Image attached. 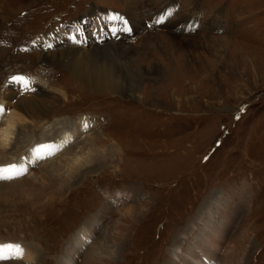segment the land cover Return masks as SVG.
<instances>
[{"label":"rangeland","instance_id":"1","mask_svg":"<svg viewBox=\"0 0 264 264\" xmlns=\"http://www.w3.org/2000/svg\"><path fill=\"white\" fill-rule=\"evenodd\" d=\"M93 8L124 11L134 27L115 40L121 57L86 65L121 76L116 93L39 61L60 47L39 50L40 35L103 12ZM17 9L1 17L0 95L11 77L35 81L30 92L52 109L42 125L17 123L19 132L51 136L63 122L73 136L35 162L43 178L0 179V246L34 250L31 264H264V0H31ZM84 22L72 26L93 25ZM170 33L211 43L188 56L164 47ZM154 62L161 70L144 75ZM20 142L0 168L29 151ZM91 146L115 153L71 174L72 153ZM55 165L63 178L53 182L44 171ZM4 255L0 264H25Z\"/></svg>","mask_w":264,"mask_h":264},{"label":"bare ground","instance_id":"2","mask_svg":"<svg viewBox=\"0 0 264 264\" xmlns=\"http://www.w3.org/2000/svg\"><path fill=\"white\" fill-rule=\"evenodd\" d=\"M29 1H31V0H0V23L2 20L1 17H3L2 14H9L11 12H15V10L17 8L19 9V7L23 3H28ZM135 9H136V7H135ZM79 20H81L80 23L82 24V22H84L86 20V18L80 17ZM132 28H134L133 24H132ZM215 29L216 28H213V30H215ZM56 32H57V30L54 33L55 37H62V36L56 34ZM92 33H93L92 27H89V26L82 29V31H81V34L88 36L87 38L89 39L88 42L86 43V45H83V46L89 45L86 48L81 47V46H75L72 44L71 45H64V44H67V42L64 41V43H59L60 47L56 48L52 52L53 55L49 54L50 51L47 53L43 50L41 52V54L39 55L41 58L39 61L40 62L43 61V62L47 63L48 66L45 65V63H43L45 67H49L51 65H57V64L63 65L64 67H67V69L70 71V74L77 77V79L78 78L84 79L88 86H90V87H92L98 91H104V92L106 91V92L116 93V91L124 90L125 84L117 78V77H121L117 73H113L111 70H108V69H99L96 71V73H94V72H91V70L86 68L88 61L91 60L92 59L91 57H93V56H98V55L103 54L104 57L113 56V55L121 57L123 54V53H121L122 48H120V47H123L124 45L123 46H117L118 44H115V40L113 41V39H111L109 41H105L101 44H97V43L92 44V42L94 41L92 39V37H93ZM50 38L51 37H49L47 35V33L43 34L42 38L39 41H41L43 39V42L45 44H42L39 42V44H38L39 50L43 49V48L45 49V45L50 41ZM123 39H131V38H123ZM210 43H211L210 41L208 43H205L201 37L194 36L192 38H189L186 36L182 37V36H178V35H172V33H170L169 37H167L165 44H163V45H164V47H167V45L169 47H170V45H173L177 49L180 48V49L185 50L187 52V50H189V49H193V48H197V47H201V46L202 47H206L208 45L210 46ZM187 53H188L187 54L188 56L191 55V52L190 53L187 52ZM134 55H135V53H134ZM126 56H128V55H126ZM125 58L129 59V56L125 57ZM130 58H133V57L130 56ZM99 61H102V60H99ZM151 69H153L154 71L161 70V66L159 64H157V62L156 63L154 62L149 69L143 70V74L145 75L146 73H150ZM132 70L137 71L136 67H133ZM139 74H140V72H139ZM114 76H116V77H114ZM5 85H7L6 86L7 90H6V88H3L4 94L0 95V109H2V110H0V159L5 158L9 149L13 148V145H15L17 142L21 141L20 143H22V146L24 144L29 145V147L27 146L28 148L24 147V151L26 149H29V151L26 153L22 152V154H20V158L16 162L17 167L26 169L28 173H32L34 175V178L40 177L39 179H41V178H43V176L41 177V172L43 170H39L38 166H36L35 169H32L34 167L33 165L35 164V162L38 159H42V158H38L36 156L34 150L36 148L42 146V145H51L52 146L51 149H42V155L45 158L48 155H50L49 152L51 154H53V153L57 152L59 149L64 148L62 146L64 145V143L67 140L69 141L72 138L73 131H72V129L70 130V127L66 128V126L63 124V122H60L61 125L58 127L57 126H54V127L50 126L51 129H54L53 133L56 132V134H51V136L48 135L49 131H51L50 129H47L49 131H47V130L45 132L42 131L41 133H39V135H36V133L30 135L32 131L29 132L30 130L29 129L25 130L24 127L21 128L22 132H19L20 129L17 128V123H23V124L32 123L33 125H42V124H44V122H42V121H44L45 118L48 117L52 108L50 109L45 98H43L42 96H39V95H41L40 93L30 92L29 89L24 90L20 84L14 82L13 80H11V81L7 80V82H5ZM9 85H10V88H9L10 90L8 89ZM33 86L34 85L31 83V88ZM15 88H18L20 90L15 91ZM20 92H24V93H20ZM14 94H18L19 97H17L18 95L15 96ZM6 96H8V98L10 99L8 104H5L3 102L4 98H6ZM137 97H139V94L137 95ZM6 101H7V99H6ZM15 107H17V108H15ZM3 116H5V119H3ZM83 124H85V123H83ZM45 133H46V135H44ZM19 135H22V136L19 138ZM13 136H15L14 139L12 138ZM11 141H12V143H11ZM85 141H87L86 138H84V140L82 141V144L84 146L89 143V141L87 143ZM89 144H91V143H89ZM79 145H81V144H79ZM79 145H77L78 146L77 148H79ZM80 147H82V146H80ZM6 150H7V152H6ZM114 153L115 152H113L110 155H113ZM72 154L73 155L71 156L69 163L67 162V164H65V165H67L68 167H71L74 164L77 165V168H75V170L71 173V174H73L75 172V176H77L76 173L78 174V169H79V167H81L80 165H83L84 161H86L87 163L90 162L91 166H93V165L98 164V162H101L103 159L108 158V156H110L109 154H107L105 152L98 151L96 148H94L92 146L86 148V150L80 149V151L73 152ZM44 162L45 161H43V163ZM11 165L12 164L6 163L5 167L11 166ZM44 165L45 164H41L42 169H43V167H45ZM51 166H52V164H51ZM60 168H61L60 165H55L51 169L47 170V168H46L44 172L47 175L52 174V176L54 178L51 181L55 182L54 180L58 179V177H56V175L59 176V174L61 172H63ZM59 170H61V172ZM25 172H24V174H25ZM20 176H22V175H20ZM61 176L62 175L60 174V177ZM67 177H71L72 181L76 180L72 176H67ZM61 178H63V176ZM5 180H7V179H5ZM56 182H58V181H56ZM66 182H67V180H66ZM59 185H62V184L58 183L57 188L59 187ZM62 186H64V185H62ZM82 239H83L82 233L77 232L75 234L74 244L78 243V247H80L82 245V242H81ZM85 240L86 239H84V241ZM7 243L10 244V241H7ZM18 244H20V243H18ZM25 247H27V246H25ZM20 249L22 250V253L19 255H16L14 253H9V252H5L4 254H8V255H11L13 257H19L22 260V262L25 264L34 263V260H35V254L33 252L34 250H31L28 247L23 248V249L20 248ZM89 250H91V249H89ZM94 250H95V248H94ZM36 257H39V256H36ZM37 262H39V261H37ZM67 262L68 261L66 260L65 264H67ZM69 264H72V263H69Z\"/></svg>","mask_w":264,"mask_h":264},{"label":"crops","instance_id":"3","mask_svg":"<svg viewBox=\"0 0 264 264\" xmlns=\"http://www.w3.org/2000/svg\"><path fill=\"white\" fill-rule=\"evenodd\" d=\"M103 9H105V8H103ZM90 11H92V13H94V12L103 11V10L98 9L96 11L95 8H93V9H90ZM97 13L93 14L95 17L94 19H89L88 16L83 17V18H86L85 21H87V23H92L96 27L95 31L92 30L93 31L92 35H93V37L95 36L93 38V40L98 39V38H103L106 40L107 39L116 40V39H123V38L129 37V35H128L129 30L127 28H125L124 25L127 23L129 24L130 19L127 17V15L124 11L106 8L105 11L100 12L98 14ZM93 15L91 14L89 16H93ZM113 17H118V18L114 19ZM78 20H79V18L78 19L75 18L72 20L64 19L62 24L65 25V27H64V29L63 28L62 29H63L65 34H63V33L60 34V36H62V37H55L54 36V33H55L54 31H56L55 28L58 26V23H56V25L54 27H52L51 30L44 32L43 34L47 33V35L49 37H51L50 41L45 46H49V47L53 48V47H55L56 42L57 43H64V41L67 42V44H64V45H69V44L71 45L72 44V45L78 46L73 41L71 42V40H75V41L76 40H89L87 38L88 36L81 34V31L83 28H81L80 26L79 27L72 26V25L80 24L81 20H79V21ZM91 20H93V21H91ZM114 24H118V25L120 24V26L114 28V26H113ZM43 34L40 35L38 40H40L42 38ZM56 46H57V44H56Z\"/></svg>","mask_w":264,"mask_h":264},{"label":"snow or ice","instance_id":"4","mask_svg":"<svg viewBox=\"0 0 264 264\" xmlns=\"http://www.w3.org/2000/svg\"><path fill=\"white\" fill-rule=\"evenodd\" d=\"M113 18L116 19L118 17H113ZM12 80L20 84L23 89L30 88V81L28 80L27 77L18 75V76L12 77ZM51 147H52L51 145H42L36 148L34 152L38 158H44L42 155V149H51ZM49 154L51 153L49 152ZM25 171L26 169L18 168L16 165H11L8 167L0 168V179H13L20 175H23ZM5 252L14 253L16 255H19L22 253V250L20 249L18 245L9 244V245L0 246V259L9 258L8 256L4 255Z\"/></svg>","mask_w":264,"mask_h":264}]
</instances>
